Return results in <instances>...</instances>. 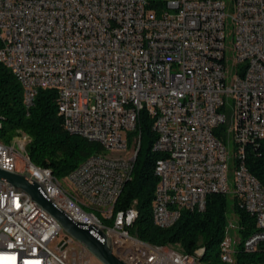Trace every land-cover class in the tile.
<instances>
[{"label": "built area", "instance_id": "2783aa9c", "mask_svg": "<svg viewBox=\"0 0 264 264\" xmlns=\"http://www.w3.org/2000/svg\"><path fill=\"white\" fill-rule=\"evenodd\" d=\"M0 62L24 89L27 110L39 90H55L65 130L89 142L124 148L129 135L139 152L145 112L160 155L155 224L229 195L255 220L244 251L264 264V186L247 165V149L264 141V0H0ZM28 144L0 149V169L43 184L61 211L106 237L117 260L193 264L132 235L136 208L114 212L137 156L108 168L90 156L74 169L64 180L88 195L80 209L50 169L33 167ZM238 230L229 220L222 261L235 264ZM73 241L28 194L15 199L0 182V264H92L80 243L69 260Z\"/></svg>", "mask_w": 264, "mask_h": 264}, {"label": "trees", "instance_id": "16d2710c", "mask_svg": "<svg viewBox=\"0 0 264 264\" xmlns=\"http://www.w3.org/2000/svg\"><path fill=\"white\" fill-rule=\"evenodd\" d=\"M25 108L22 87L0 63V141L5 146H16L17 142L25 140L29 143L27 154L33 165L50 169L59 180L65 179L90 156L104 153L102 146L65 130L55 90H39L33 107ZM139 134L141 145L132 179L125 185L115 206V212L130 207L137 209L139 217L130 230L131 234L149 245H179L185 254L198 258L201 264H226L221 260L220 247L228 222L234 215L240 238L235 264L260 262L258 252L250 254L244 251V242L255 232V220L229 195L208 196L204 212L183 211L171 228L164 230L154 225L152 204L158 184L155 166L160 155L152 150L157 135L145 112L140 116L136 135ZM247 165L251 174L264 186V141L247 149ZM199 249L204 250L201 257H198Z\"/></svg>", "mask_w": 264, "mask_h": 264}, {"label": "water", "instance_id": "95a60500", "mask_svg": "<svg viewBox=\"0 0 264 264\" xmlns=\"http://www.w3.org/2000/svg\"><path fill=\"white\" fill-rule=\"evenodd\" d=\"M0 182L13 186L14 193L23 191L31 197L42 209L53 216L63 227L67 237L86 246L88 251L102 264H124L117 260L112 253L110 245L106 244V237L94 226L77 223L66 213L61 211L48 197L45 186L38 183L29 174L6 172L0 169ZM65 246L61 249L63 250Z\"/></svg>", "mask_w": 264, "mask_h": 264}, {"label": "bare ground", "instance_id": "6f19581e", "mask_svg": "<svg viewBox=\"0 0 264 264\" xmlns=\"http://www.w3.org/2000/svg\"><path fill=\"white\" fill-rule=\"evenodd\" d=\"M23 93H24V89H23ZM1 127H2V123L0 121V129H1ZM67 132L69 134H71L69 130H67ZM124 136H127V137L125 138ZM130 138H131V136H129V135H122V144H123L124 148H111L110 149V147L107 145H100L103 147L104 153L106 151L110 152V155H105L104 153H102V154L94 156V160L96 162H98L100 168H108V161H115V162H118L120 164H133L134 163V156H138V149H134V143H133V146H132L133 149L129 150L128 145H127V141H129ZM131 140H132V138H131ZM23 141H25V140H23ZM23 141L17 142L16 146H23ZM155 146H156V141L153 145L152 150L154 153H157ZM0 149H10V147L5 146L0 141ZM86 161H90V158ZM33 167H36V166L33 165ZM5 171L10 172V173H14L13 168H5ZM15 174H18V173H15ZM64 181L71 188L74 189V191L68 190V197H69L70 201L72 203H75L80 209H87V207L89 206L88 195H85L81 191L78 184H72V180H64ZM15 199H22V191H18V193H15ZM156 205H159V198L158 197H154V201L152 204V220H153L154 225L156 227H158L160 229H164V230L174 226L176 224V222L155 224L157 221ZM115 206H116V203L114 204V212H115ZM90 211L94 212V213H103V204L91 203L90 204ZM223 244H224V240L221 244V247L223 246ZM145 245H149V244H145ZM221 247H220V250H221ZM160 248L169 256L170 259H183L184 258L185 253L181 250L179 245H177V246L168 245L166 247H160ZM203 254H204V250H200L198 253V257H201ZM187 257L193 261V264H201V262L198 260V258L191 257L188 255H187ZM223 262L226 264H232V260H223Z\"/></svg>", "mask_w": 264, "mask_h": 264}, {"label": "rangeland", "instance_id": "374dc122", "mask_svg": "<svg viewBox=\"0 0 264 264\" xmlns=\"http://www.w3.org/2000/svg\"><path fill=\"white\" fill-rule=\"evenodd\" d=\"M124 137L126 138L127 136H124ZM0 139H1V136H0ZM127 145H128L129 150L133 149V147H132L133 146V141L131 140V138L129 139V141H127ZM104 154L105 155H110V152L106 151ZM61 182L63 184V187H65L66 189H68L70 191H74L73 188H71L67 183H65L64 179L61 180ZM231 219L232 220H236V217L233 215V216H231ZM78 250H80V245L78 244V242L73 241L72 243H70V247H69V251H68V255H69L68 257H69L70 261H73V259L75 258V253ZM92 264H102V263H100L96 259H92Z\"/></svg>", "mask_w": 264, "mask_h": 264}]
</instances>
